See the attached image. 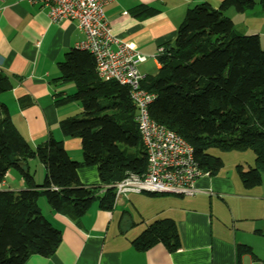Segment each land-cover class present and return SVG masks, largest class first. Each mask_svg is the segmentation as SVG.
I'll return each instance as SVG.
<instances>
[{
  "label": "trees",
  "instance_id": "16d2710c",
  "mask_svg": "<svg viewBox=\"0 0 264 264\" xmlns=\"http://www.w3.org/2000/svg\"><path fill=\"white\" fill-rule=\"evenodd\" d=\"M264 14V0H259ZM254 0H221L216 9L206 4L188 9L157 61L158 71L145 76L141 88L154 96L148 107L152 120L188 143L199 168L215 175L221 168L213 151L249 150L254 156L245 171L236 167L244 189L261 185L264 174V47L257 35H239L224 11L252 10ZM157 12L138 6L136 16ZM61 83L72 82L75 91L55 100L58 106L79 101L83 117L59 121L61 134L81 143V161H72L62 142L49 136L35 146L17 132L6 106L0 103V184L15 170L24 189H0V264H26L33 255L48 258L61 236L39 212L43 197L49 208L74 220L96 202L110 212L116 201L114 183L126 174L141 175L146 156L134 121L135 110L124 88L97 79L94 60L88 52L70 49L57 64ZM9 78L0 73V95L9 91ZM107 115L99 116L105 111ZM44 165L41 184L33 181L28 161ZM94 167L99 184L86 186L76 177L80 168ZM156 195V194H154ZM161 244L169 253L180 248L175 224L153 221L131 242L137 252ZM236 255H252L247 246H236Z\"/></svg>",
  "mask_w": 264,
  "mask_h": 264
},
{
  "label": "crops",
  "instance_id": "0c3cea01",
  "mask_svg": "<svg viewBox=\"0 0 264 264\" xmlns=\"http://www.w3.org/2000/svg\"><path fill=\"white\" fill-rule=\"evenodd\" d=\"M35 1L0 0V73L12 84L0 95L1 103L30 146L51 136L62 142L71 160L79 162L80 140L64 137L59 129V121L72 116L68 104L58 106L55 100L76 89L72 82L57 80V64L70 49H76L84 35L74 21L50 22L38 11L39 3ZM220 2L112 0L104 7V16L116 42H132L147 56L137 68L149 76L159 70V50L173 41L186 11L200 4L216 9ZM254 2L252 10L237 13L229 8L224 13L233 25L234 20L242 21L241 34L257 35L263 48L264 14L259 11V0ZM141 5L157 12L134 15ZM76 107L79 109L78 104ZM108 113L106 110L102 114ZM219 171L199 178L193 196L128 194L116 199L110 212L92 204L78 220L42 204L41 214L60 232L61 240L52 256L33 255L26 264H264V186L244 189L233 178L219 175ZM9 174L0 189H24L22 179L10 180ZM76 177L86 186L99 184L94 167L78 169ZM160 219L175 224L180 248L169 253L157 244L144 252L135 251L131 242L147 225ZM238 245L249 247L252 255L237 257Z\"/></svg>",
  "mask_w": 264,
  "mask_h": 264
},
{
  "label": "built area",
  "instance_id": "2783aa9c",
  "mask_svg": "<svg viewBox=\"0 0 264 264\" xmlns=\"http://www.w3.org/2000/svg\"><path fill=\"white\" fill-rule=\"evenodd\" d=\"M111 1L38 0V11L50 22H76L84 35L76 49L91 55L98 80L115 82L125 89L135 110L134 121L146 156L145 171L126 174L114 183L115 199L141 193L193 196L197 192L195 182L208 173L199 168L188 143L150 118L148 107L154 96L141 88L145 76L137 68L147 56L138 52L134 43H118L112 37L104 16V7Z\"/></svg>",
  "mask_w": 264,
  "mask_h": 264
},
{
  "label": "rangeland",
  "instance_id": "374dc122",
  "mask_svg": "<svg viewBox=\"0 0 264 264\" xmlns=\"http://www.w3.org/2000/svg\"><path fill=\"white\" fill-rule=\"evenodd\" d=\"M259 8H260V6H259ZM224 15H225V13H224ZM241 22L242 21H240V20H234V24H235L234 30L239 35H242L241 33H244L243 31L240 30V29H243ZM1 100H2V98H0V103H1ZM76 104H78L79 109H77ZM66 108H67V110L70 111L72 116H77L78 118L84 116V114L82 113L83 110H82L81 102L73 101L70 104H68V106ZM98 115L103 116L102 113L98 114ZM213 155L220 158V160L222 162V168L219 171V175L233 178L234 180H236L239 183H240V181H239L238 176H237L236 167H239V169L245 171L249 166H252L253 159H254L253 154L249 150H245V151L239 150V151H231V152L213 151ZM72 161H74V160H72ZM28 168H29L30 173L33 175V181L35 183L41 184L43 182V179H44V172H43L42 164L36 159L30 160V161H28ZM9 172H10V174L8 175V178H10V180L13 179L14 177L16 179L19 178V176L17 175V172L15 170H10ZM261 180H262L261 185L258 186V188H261V186H264V174H262ZM240 185H241V183H240ZM36 204H37V207L39 208V212L43 213V215H44V212L41 208L42 204H46L44 198L43 197L38 198L36 201ZM93 204L97 205L96 202H94Z\"/></svg>",
  "mask_w": 264,
  "mask_h": 264
}]
</instances>
